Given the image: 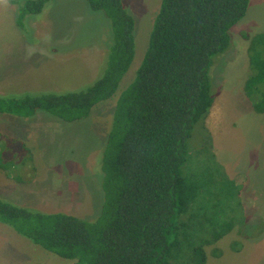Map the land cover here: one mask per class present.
Instances as JSON below:
<instances>
[{
    "label": "trees",
    "instance_id": "16d2710c",
    "mask_svg": "<svg viewBox=\"0 0 264 264\" xmlns=\"http://www.w3.org/2000/svg\"><path fill=\"white\" fill-rule=\"evenodd\" d=\"M47 1L16 7V24L23 28L26 15L39 13ZM86 1L104 11L114 36L97 75L67 91L0 93V113L30 117L42 111L71 122L116 95L100 211L88 220L0 197V223L73 260L69 264H205L208 246L234 229L242 234L245 225L236 219L244 206L232 200L238 190L216 161L207 119L215 100L212 58L229 45L250 0H161L144 56L119 93L135 54V19L123 0ZM243 37L249 40L244 95L264 113V32ZM239 244L230 246L238 250ZM211 253L218 255L217 247Z\"/></svg>",
    "mask_w": 264,
    "mask_h": 264
},
{
    "label": "rangeland",
    "instance_id": "374dc122",
    "mask_svg": "<svg viewBox=\"0 0 264 264\" xmlns=\"http://www.w3.org/2000/svg\"><path fill=\"white\" fill-rule=\"evenodd\" d=\"M13 1L6 7L0 0V93L67 91L89 84L114 42L104 11L92 10L86 0H49L39 13L27 14L20 28L16 7L29 0ZM123 2L135 19V54L117 93L133 79L144 56L161 0ZM243 32H264V0L249 1L245 16L231 29L229 45L213 56L209 69L215 95L207 119L215 132L213 152L238 190L233 202L239 201L247 216L236 212L245 223L242 234L234 229L208 246L205 264H264V113H257L244 95L249 40ZM115 99L71 122L42 111L30 117L0 113V161L6 164L0 166V197L45 212L95 218L103 201L101 165ZM199 126L195 132L201 136ZM12 230L0 223V264L73 261ZM233 240L240 242L238 250L231 248ZM213 246L218 255L211 253Z\"/></svg>",
    "mask_w": 264,
    "mask_h": 264
},
{
    "label": "crops",
    "instance_id": "0c3cea01",
    "mask_svg": "<svg viewBox=\"0 0 264 264\" xmlns=\"http://www.w3.org/2000/svg\"><path fill=\"white\" fill-rule=\"evenodd\" d=\"M4 1V3L2 4V6H11V7H13L15 4L12 2V0H3ZM215 103V102H214ZM214 105V104H213ZM211 133H212V137L215 139V132L212 130L211 131ZM216 140V139H215ZM219 142V141H218ZM13 231V230H12Z\"/></svg>",
    "mask_w": 264,
    "mask_h": 264
}]
</instances>
